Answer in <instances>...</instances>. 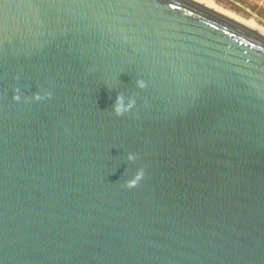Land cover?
Listing matches in <instances>:
<instances>
[{"label": "water", "instance_id": "water-1", "mask_svg": "<svg viewBox=\"0 0 264 264\" xmlns=\"http://www.w3.org/2000/svg\"><path fill=\"white\" fill-rule=\"evenodd\" d=\"M0 264H264V34L193 0H0Z\"/></svg>", "mask_w": 264, "mask_h": 264}, {"label": "rangeland", "instance_id": "rangeland-1", "mask_svg": "<svg viewBox=\"0 0 264 264\" xmlns=\"http://www.w3.org/2000/svg\"><path fill=\"white\" fill-rule=\"evenodd\" d=\"M217 5L264 26V0H213Z\"/></svg>", "mask_w": 264, "mask_h": 264}, {"label": "clouds", "instance_id": "clouds-1", "mask_svg": "<svg viewBox=\"0 0 264 264\" xmlns=\"http://www.w3.org/2000/svg\"><path fill=\"white\" fill-rule=\"evenodd\" d=\"M141 87H143V84H140ZM135 104V100L133 98H129L127 104L124 102V97L123 95H118L116 97V101L113 105V110L116 115H122L124 112L128 111L133 105ZM136 159V156L134 154H129L128 155V160L129 161H134ZM144 176V170L140 169L138 170L135 175L126 181V186L128 188H133L135 187L138 182L143 178Z\"/></svg>", "mask_w": 264, "mask_h": 264}, {"label": "bare ground", "instance_id": "bare-ground-1", "mask_svg": "<svg viewBox=\"0 0 264 264\" xmlns=\"http://www.w3.org/2000/svg\"><path fill=\"white\" fill-rule=\"evenodd\" d=\"M193 1H196L200 4H203L205 6H208L210 8H213L219 12H222L238 21H240L241 23L257 30L258 32L264 34V26L260 23H258L254 18H244L242 16H239L227 9H224L223 7L217 5L213 0H193Z\"/></svg>", "mask_w": 264, "mask_h": 264}]
</instances>
